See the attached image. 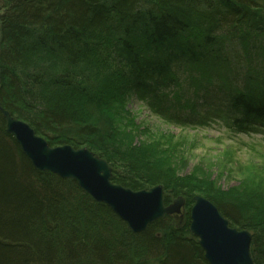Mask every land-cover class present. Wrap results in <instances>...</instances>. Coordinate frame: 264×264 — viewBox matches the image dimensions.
Segmentation results:
<instances>
[{"label":"trees","instance_id":"trees-1","mask_svg":"<svg viewBox=\"0 0 264 264\" xmlns=\"http://www.w3.org/2000/svg\"><path fill=\"white\" fill-rule=\"evenodd\" d=\"M259 7L264 0H0V107L51 146L88 144L54 142L49 131L57 127L98 136L103 147L95 153L111 166L114 183L134 190L163 184L169 204L183 194L182 179L166 178L144 157L116 161L106 149L110 140L90 120L91 107L102 100L110 72L125 79L126 97L177 123L222 120L235 132L264 131ZM190 83L205 87L204 115L170 104L171 91ZM193 190L183 194L184 224L166 215L133 232L75 180L38 170L0 110V264H210L190 233ZM201 195L232 227L252 233L251 256L264 264V214L209 191Z\"/></svg>","mask_w":264,"mask_h":264},{"label":"rangeland","instance_id":"rangeland-1","mask_svg":"<svg viewBox=\"0 0 264 264\" xmlns=\"http://www.w3.org/2000/svg\"><path fill=\"white\" fill-rule=\"evenodd\" d=\"M254 12L264 19L263 7ZM124 81L123 77L109 72L102 100H96L90 110L91 122L110 140L106 149L116 161L147 158V162L163 168L161 172L166 178L171 173L174 179L183 180H179L183 185L177 188L179 193L194 189L195 194L204 195L209 191L217 197L224 196L227 201L251 204L256 214H264L263 129L239 133L227 128L222 120L207 125L177 123L155 114L137 98L126 97ZM191 84L195 85L191 87ZM190 85L171 91L170 104L177 111L184 109L183 114H190L195 108L204 115L201 108L208 103L205 87L197 83ZM49 132L54 142L68 138L86 140L88 144L82 147L97 153L98 145H102L98 136L78 135L73 127H57ZM188 212L185 206L179 216H172L174 223L184 224Z\"/></svg>","mask_w":264,"mask_h":264},{"label":"water","instance_id":"water-1","mask_svg":"<svg viewBox=\"0 0 264 264\" xmlns=\"http://www.w3.org/2000/svg\"><path fill=\"white\" fill-rule=\"evenodd\" d=\"M0 110L6 120L7 131L15 137L38 170L75 180L95 201L111 207L133 232H142L156 220L184 211L186 198L183 195L167 205L162 184L134 190L113 183V172L108 162L88 148L53 147L29 123L3 107ZM193 200L190 233L203 247L209 263L255 264L251 256V232L230 226L229 220L208 198L195 195Z\"/></svg>","mask_w":264,"mask_h":264},{"label":"bare ground","instance_id":"bare-ground-1","mask_svg":"<svg viewBox=\"0 0 264 264\" xmlns=\"http://www.w3.org/2000/svg\"><path fill=\"white\" fill-rule=\"evenodd\" d=\"M156 185H159V184H156ZM156 185H154V186H156ZM153 187V186H152ZM191 212V211H190ZM170 216V215H169ZM249 231V230H248ZM252 234V233H251Z\"/></svg>","mask_w":264,"mask_h":264}]
</instances>
